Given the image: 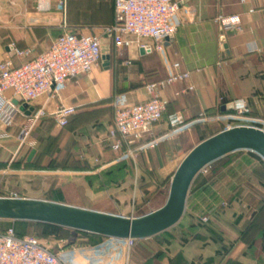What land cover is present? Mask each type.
I'll return each instance as SVG.
<instances>
[{
    "label": "crops",
    "instance_id": "crops-1",
    "mask_svg": "<svg viewBox=\"0 0 264 264\" xmlns=\"http://www.w3.org/2000/svg\"><path fill=\"white\" fill-rule=\"evenodd\" d=\"M174 1L180 4L177 33L163 52L146 54L137 45L117 49L106 33L116 24L115 0H68L65 11L58 0H50L48 12L38 8L37 0H0V62L10 57L21 66L46 52L65 33L99 36L103 53L100 66L90 74L70 81L55 98L33 103V114L21 111L9 127L0 123V190L30 189L39 177L56 175L67 179L59 182L64 183V194L70 185L81 189L80 202L47 195H19L18 199L134 217L133 208L139 209L155 193L161 195V185L191 150L186 142L193 133L206 132L210 123H220L218 118L228 119L221 113L232 102H246L251 110L247 123L264 129V0ZM234 15L241 17L243 31H223L218 18ZM142 43L154 45L151 39ZM14 49L33 53L24 60L14 55ZM176 62L191 78L161 90V97L168 101L167 112L143 141L144 146L155 140L158 145L133 159L114 151L106 136L113 125L116 97L124 96L129 105L148 100L147 86L166 79ZM190 85L193 91L187 90ZM62 106L76 109L66 128H59L49 117L33 121L38 111L53 113ZM175 113L188 122L186 128H169L167 116ZM25 129L29 134L23 139ZM191 191L182 221L157 237L137 241L132 253L136 257L127 256L121 240L102 237L89 239L93 251L74 255L71 263L245 264L241 258L226 256L225 242L221 246L211 239L216 230L208 232L196 224V209L189 210V205L199 204L200 194L192 196ZM102 239L107 242L100 243Z\"/></svg>",
    "mask_w": 264,
    "mask_h": 264
},
{
    "label": "built area",
    "instance_id": "built-area-1",
    "mask_svg": "<svg viewBox=\"0 0 264 264\" xmlns=\"http://www.w3.org/2000/svg\"><path fill=\"white\" fill-rule=\"evenodd\" d=\"M67 1L58 0L61 10L65 11ZM37 2L41 11L51 10L50 0ZM114 10L116 24L108 28L106 33L112 36L115 47L119 50L137 45L146 54L163 52L166 42L178 31L179 26L175 20L180 11V4L174 0H115ZM217 22L223 31H243L242 20L238 15L221 16ZM143 39L153 40L154 45L143 44ZM13 52L16 57L24 60L30 58L33 53L32 50L16 49ZM102 58V42L99 36L65 33L59 36L46 52L25 61L21 66L17 67L10 57L3 60L0 62V123L7 127L14 123L21 112L20 107L13 104L16 98H20L21 104H27L29 108L43 97L55 98L70 81L88 75L95 67L100 66ZM190 78L191 74L184 72L176 62L172 64L166 79L147 86L150 95L148 100L129 105L124 96L116 97L114 121L107 133L106 143L114 151L121 152L124 157L130 159L135 158L137 153L145 148H155L159 141L155 140L145 146L143 141L167 112L168 101L161 97V90L176 83L189 81ZM187 90L193 91L194 87L190 85ZM227 109L234 114L232 120L248 122L251 110L243 100L232 102ZM75 114L76 109L72 106H62L53 113L43 109L35 114L33 121L49 117L59 128L64 129ZM217 120L225 121L221 118ZM167 122L172 131L184 129L189 125L178 113L168 115ZM231 128L234 127L227 130ZM28 134L29 129H25L23 139ZM205 169L202 172H205ZM0 198L18 199V196ZM200 220L202 224L208 222L206 217H201ZM121 241L124 242L129 256L136 241ZM0 264L72 263L71 259L65 260L62 255L53 253L38 238L19 236L14 229H9L0 233Z\"/></svg>",
    "mask_w": 264,
    "mask_h": 264
},
{
    "label": "rangeland",
    "instance_id": "rangeland-1",
    "mask_svg": "<svg viewBox=\"0 0 264 264\" xmlns=\"http://www.w3.org/2000/svg\"><path fill=\"white\" fill-rule=\"evenodd\" d=\"M226 116L228 119L223 122L210 123L206 132L200 130L194 132L186 142L188 149H193L202 141L229 127L250 126L246 121L232 120L233 112ZM261 160L246 151L231 154L208 166L205 172L200 174V180H206L203 189L198 191L199 187L196 185L191 191L192 196L194 193L200 194L198 197L200 203L196 206L189 205V210L196 209L197 215L194 217L196 224H202L200 218L206 217L208 222L202 225L208 232L210 228L217 231H212L211 239L219 241L221 246L222 242H225L223 246L226 256L241 258L240 260L245 264H264V161ZM171 179L172 176L161 185L164 187L161 195L155 193L139 209L133 208L134 217L147 215L166 203ZM64 180L67 179L56 175L41 176L36 186L32 185L30 189L0 190V196L42 197L47 195L54 199L80 202L81 189L70 185L67 187L69 192L64 194V183L62 186L59 183ZM8 228L23 232L26 236L38 238L43 245L53 253L62 255L65 260L73 259L74 255L79 256L82 252L93 251L89 238L73 231L45 236L43 230L34 225L19 228L8 226ZM157 239L162 240L163 236ZM102 242H107V239H102L100 243ZM136 246L137 242L131 250L130 257ZM132 256L136 257L135 254Z\"/></svg>",
    "mask_w": 264,
    "mask_h": 264
},
{
    "label": "water",
    "instance_id": "water-1",
    "mask_svg": "<svg viewBox=\"0 0 264 264\" xmlns=\"http://www.w3.org/2000/svg\"><path fill=\"white\" fill-rule=\"evenodd\" d=\"M21 103L20 98L13 100L22 112H35ZM240 151L256 154L264 161V130L236 126L196 145L173 174L166 203L141 217H123L44 200L0 198V221L45 224L117 240L151 239L182 221L191 188L205 168Z\"/></svg>",
    "mask_w": 264,
    "mask_h": 264
},
{
    "label": "trees",
    "instance_id": "trees-1",
    "mask_svg": "<svg viewBox=\"0 0 264 264\" xmlns=\"http://www.w3.org/2000/svg\"><path fill=\"white\" fill-rule=\"evenodd\" d=\"M232 113V111H227L226 113H221L222 115H228ZM251 115V114H250ZM253 127H257V128H261L259 125L253 124L250 125ZM250 153V152H249ZM253 156H255L258 160H261V158L259 156H257L256 154L251 153ZM262 161V160H261ZM263 162V161H262ZM264 163V162H263ZM41 167V166H40ZM54 168V165H50L49 168ZM206 183V180H200V175L196 178L194 184H193V188L197 185V186H204ZM192 188V189H193ZM37 226L40 227L43 230V233L45 236H51V235H59L60 233H68V232H72V230L69 229H65V228H60V227H56V226H51V225H45V224H38V223H30V222H4V221H0V233L6 232L9 228L8 226H13L15 227H28V226ZM202 225V224H199ZM203 226V225H202ZM16 230V229H15ZM17 234L19 236H25V234L23 232L17 231ZM75 232V231H73ZM76 233H80L86 237H88L89 239H99L102 237L99 236H94V235H90V234H86V233H81V232H76ZM243 238V237H242Z\"/></svg>",
    "mask_w": 264,
    "mask_h": 264
}]
</instances>
